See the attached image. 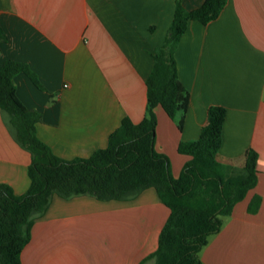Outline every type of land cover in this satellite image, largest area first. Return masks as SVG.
<instances>
[{
	"label": "crops",
	"instance_id": "crops-1",
	"mask_svg": "<svg viewBox=\"0 0 264 264\" xmlns=\"http://www.w3.org/2000/svg\"><path fill=\"white\" fill-rule=\"evenodd\" d=\"M204 0H182L198 8ZM176 0H0V65L28 66L41 85L16 75V94L37 111L36 134L64 160L105 148L128 117L147 112L146 80L164 43ZM178 78L189 93L182 129L160 108L155 150L177 178L188 157L180 142L198 138L212 105L226 109L219 153H257L256 185L223 218L200 251L204 264H264V0H227L206 25L189 21L176 50ZM181 114H178L180 117ZM30 153L0 111V183L16 195L29 186ZM259 200L255 211L250 209ZM170 214L154 188L125 200L54 195L36 218L21 264H154L151 255Z\"/></svg>",
	"mask_w": 264,
	"mask_h": 264
},
{
	"label": "trees",
	"instance_id": "trees-1",
	"mask_svg": "<svg viewBox=\"0 0 264 264\" xmlns=\"http://www.w3.org/2000/svg\"><path fill=\"white\" fill-rule=\"evenodd\" d=\"M227 0H204L187 10L176 0L174 15L164 43L153 53V67L146 80L147 112L139 123L125 117L110 133L105 148L87 158L64 160L36 134L40 114L26 108L16 94L14 79L34 73L22 62L8 60L0 65V111L13 139L30 155L29 186L16 195L0 183V264H21L20 255L30 239L34 220L44 214L54 195L64 199L87 195L101 201H125L154 188L170 214L151 255L154 264H204L200 251L218 233L223 218L244 199L257 181L254 149L240 156L220 155L226 109L212 105L197 139L178 144V152L189 159L173 178L169 159L155 148L156 115L160 107L182 129L189 93L178 78L176 47L189 21L203 25L215 20ZM6 36L0 28V43ZM178 114H181L178 117ZM256 198L250 204L255 211Z\"/></svg>",
	"mask_w": 264,
	"mask_h": 264
},
{
	"label": "rangeland",
	"instance_id": "rangeland-1",
	"mask_svg": "<svg viewBox=\"0 0 264 264\" xmlns=\"http://www.w3.org/2000/svg\"><path fill=\"white\" fill-rule=\"evenodd\" d=\"M174 121V120H173ZM174 123L176 124V121H174ZM177 125V124H176Z\"/></svg>",
	"mask_w": 264,
	"mask_h": 264
}]
</instances>
